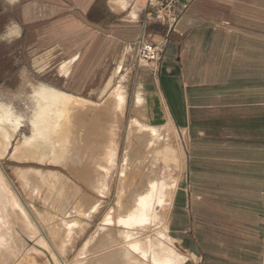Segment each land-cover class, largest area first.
<instances>
[{"label": "rangeland", "instance_id": "obj_1", "mask_svg": "<svg viewBox=\"0 0 264 264\" xmlns=\"http://www.w3.org/2000/svg\"><path fill=\"white\" fill-rule=\"evenodd\" d=\"M80 1L0 0V117L18 127L16 133L8 128L13 138L0 154V170L14 195L9 200L0 193V264H116L119 257L114 252L125 243L118 224L119 197L124 204L158 185L159 192L150 195L153 219L142 236L161 241L166 255H174L176 264L184 263L170 222L177 188L184 181L185 137L161 105L154 110L148 104L149 94L143 88L147 79L137 73L147 67L137 62L134 47L126 48L96 32L83 11L84 0ZM144 20L145 16L141 27ZM10 21L20 25L19 37L6 33ZM70 60L74 61L68 75L69 68L63 67ZM40 86L80 101L82 107L74 104L76 113H87L79 122L81 138L88 135L100 152L113 145L116 156L106 169L97 170L106 177V194L93 190L90 174L80 165L70 172L46 155L49 151H29L25 142L38 132L43 107L37 96ZM112 95L123 98L118 108ZM64 107L67 111L69 105ZM127 177L128 186L122 190ZM147 182L151 183L142 189ZM22 238L34 249L41 239L48 251L32 252L26 262L22 257L29 249L22 251ZM90 240L94 241L87 254L80 256Z\"/></svg>", "mask_w": 264, "mask_h": 264}, {"label": "crops", "instance_id": "obj_2", "mask_svg": "<svg viewBox=\"0 0 264 264\" xmlns=\"http://www.w3.org/2000/svg\"><path fill=\"white\" fill-rule=\"evenodd\" d=\"M114 1L84 0L83 11L96 32L135 49L146 2ZM190 1L175 30L147 25L167 42L159 77L137 70L148 104L185 137L173 238L181 264H264V0Z\"/></svg>", "mask_w": 264, "mask_h": 264}, {"label": "bare ground", "instance_id": "obj_3", "mask_svg": "<svg viewBox=\"0 0 264 264\" xmlns=\"http://www.w3.org/2000/svg\"><path fill=\"white\" fill-rule=\"evenodd\" d=\"M39 88H40V92L38 93L37 96L40 97L39 101L40 103L42 101L43 107L40 115L38 116V126H37L38 132L32 133V136L25 142L26 146L29 147V151L31 153H38L39 150H47L49 152H47L46 155H50L57 161H60L63 164V166H65V169L67 168L69 170L70 169L73 170L77 167V165H80V168H84L86 170V174H90L91 177L89 176L88 178L91 179H88L89 180L88 183L90 186L92 185L93 190L95 189L101 195L106 194L107 190H109L105 180L106 177L103 172L98 173L97 170L99 169V166H101L102 170L106 169L107 166L116 156L114 154L115 152L113 151L114 150L113 145L110 144L111 146L103 148L102 151L100 152L98 151L99 147L96 145V142L89 140L88 135H87L88 137L86 136L84 138H81L82 135L81 132H79V122L83 119V115L85 116L87 113L86 114L76 113L77 112L76 110L78 108H76L74 104L76 103L79 104L78 106H80L79 100L73 98L72 96L68 97L66 95H59V93L56 90L47 86H40ZM110 99L111 102L114 105H116L117 108L119 103L120 102L122 103L123 101L122 96L115 97L114 95H112L110 96ZM66 104L69 105L70 108V109L68 108L67 111L64 107L66 106ZM71 109L74 111L73 113H71ZM9 127L13 128L14 133L18 131V127L16 124L9 122V120L6 118L0 117V154L6 152L11 144V139L13 138V135L9 132L8 129ZM130 134L133 135L132 129ZM92 142H95L96 146H94ZM130 145L132 146L133 142H131ZM60 154H64V156L60 158L59 157ZM57 155H58V159L56 157ZM96 166H98V168H96ZM124 170L125 171L127 170V166L124 168ZM76 172L78 173V171ZM81 172L79 174H82ZM123 177H126L125 172L123 174ZM85 181H87L86 178ZM127 181H128V177L126 180L123 179L121 184L122 190L123 188L128 186ZM150 183L151 182H147L146 184H144L145 187L143 188L142 186L141 188L146 190L147 186ZM158 186L155 187L154 189L153 187H151V189H147L144 192L142 191L143 194L141 193L140 199L138 196L134 198L131 197L130 202H127L129 204H127L126 201L123 204V198L121 196L119 197L118 210L121 211V214L119 216L118 224L119 226L122 227L121 231L124 232L123 235L125 238L123 237V235L121 236L125 240L124 241L125 243L118 246L116 245L118 247L117 251H115L116 249L114 248L115 251L114 255L116 254L115 257H119V258H115L113 256L116 260L115 261L116 264H147V263L176 264V259L174 255L172 254L166 255L163 252L162 249L164 248V245L161 241L160 242L153 241L152 239L144 238L142 236L144 234L143 233L144 230L148 228V224L151 223V220L153 219L151 213L153 210L154 200L152 197H150V195L153 192L155 193L159 192ZM0 193L4 194L5 197L9 200H12L14 196L6 180L4 179L1 170H0ZM101 230L104 229L102 228ZM106 234L108 235V232H105V235ZM93 241L94 240H90L85 245L80 256L83 257L84 255L87 254V250L89 249L88 247ZM38 245L40 250L39 248L38 249L31 248L29 247L28 242L24 241V239L22 238L21 248H24L22 249V251L26 252V250L29 249V251L25 253L22 257L24 261L26 260L28 262L30 261L29 256L32 254V252H40L42 249L48 251V249H46L45 244L41 239H39ZM110 255L111 254L109 253L105 254V256H110ZM53 260L56 261L54 256H53ZM101 263L106 264L107 261L106 263L101 261ZM22 264L24 263L22 262Z\"/></svg>", "mask_w": 264, "mask_h": 264}, {"label": "built area", "instance_id": "obj_4", "mask_svg": "<svg viewBox=\"0 0 264 264\" xmlns=\"http://www.w3.org/2000/svg\"><path fill=\"white\" fill-rule=\"evenodd\" d=\"M145 20L143 22L142 34L134 44L137 62L144 64L155 76L160 75L167 42L156 43L147 35L149 22H158L168 25L175 30L181 16L190 8V0H146ZM264 196V191H263ZM263 259H264V218H263Z\"/></svg>", "mask_w": 264, "mask_h": 264}, {"label": "clouds", "instance_id": "obj_5", "mask_svg": "<svg viewBox=\"0 0 264 264\" xmlns=\"http://www.w3.org/2000/svg\"><path fill=\"white\" fill-rule=\"evenodd\" d=\"M14 0H9V3H13ZM6 33L19 37L21 34V27L15 21H10L8 25L5 26Z\"/></svg>", "mask_w": 264, "mask_h": 264}]
</instances>
